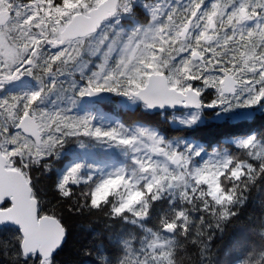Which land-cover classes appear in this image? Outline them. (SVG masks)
Listing matches in <instances>:
<instances>
[{"label":"snow or ice","instance_id":"obj_1","mask_svg":"<svg viewBox=\"0 0 264 264\" xmlns=\"http://www.w3.org/2000/svg\"><path fill=\"white\" fill-rule=\"evenodd\" d=\"M111 97L145 113L181 112L169 122L182 129L205 125L208 110L219 128L264 119V0H0L7 264H57L65 202L142 231L110 234L114 252L99 246L98 264H182L186 243L198 249L196 264H215L214 231L264 180V132H226L225 143L205 147L142 123L105 124L99 110L71 114ZM70 143L94 155L72 152L49 201L33 172L51 171ZM154 217L155 230L145 223ZM258 234L237 264H264V219Z\"/></svg>","mask_w":264,"mask_h":264},{"label":"trees","instance_id":"obj_2","mask_svg":"<svg viewBox=\"0 0 264 264\" xmlns=\"http://www.w3.org/2000/svg\"><path fill=\"white\" fill-rule=\"evenodd\" d=\"M208 113H210L208 111ZM158 116H150L139 110L130 112L124 110L122 122L125 125L142 123L153 127L166 135L169 139L175 137H185L204 144L205 147L219 146L225 143L226 132L235 134H248L251 132H264V119L253 120L245 127H237L235 124L227 121V127H216L218 123L212 115H207L205 125L193 128L182 129L161 122ZM164 121V120H162ZM70 145L76 146L74 143ZM231 147V145L225 144ZM211 150V148H209ZM69 157L54 159L51 161V171L40 175V170H34V176H40V183L47 193V200L56 199L53 191L54 181L58 175V170L65 164ZM248 199L246 203L239 208L238 217L233 218L232 222L225 223L221 230L214 231V237L211 242V259L215 264H237V260L242 257L245 249L258 247L261 239L258 234L260 222L264 219V180L257 182L246 193ZM69 205L65 202L58 206L57 215L67 229L66 241L59 250L56 257L57 264H98V247L103 246L104 252L113 254L114 248L108 240L112 233H118L121 229L135 231L138 236L143 235L139 228L130 224L117 223L109 221L105 216L90 215L86 211L80 213L70 211ZM146 226L157 228L155 217L145 222ZM111 225V226H109ZM243 241L241 247L238 242ZM91 253V254H89ZM182 264H196L199 260L198 249L190 243H186L179 252ZM7 256L0 255V264H7Z\"/></svg>","mask_w":264,"mask_h":264},{"label":"flooded vegetation","instance_id":"obj_3","mask_svg":"<svg viewBox=\"0 0 264 264\" xmlns=\"http://www.w3.org/2000/svg\"><path fill=\"white\" fill-rule=\"evenodd\" d=\"M97 110H99V112H101V113H106V114L111 115L115 121L119 120L120 122H122V115H123L124 110H129L130 112L131 111L135 112L136 110H139V111L145 113L142 109H137L136 107H134V108H131L129 106L125 107L124 104L122 103L121 98H118V97H111L108 100H103L101 103L100 102H93V101L89 103L86 101V102L82 103L80 108H77L74 111H81L84 114L86 111H88V112H91V114H95V113H97ZM74 111H73V113H74ZM171 113L161 114V115L160 114H149V113H146V114L150 115V116H158L161 119L160 120L161 122H166V121L168 122V118L171 115ZM208 115H211V113H208ZM162 118H164V119H162ZM213 119L215 120L214 117H213ZM162 120H164V121H162ZM230 122L235 124L237 127L242 128V127H245L248 124H250L251 119H247V120L243 119V120L238 121V122H233L232 120H230ZM215 147H217V146H215ZM76 148H77L76 146H73L70 144L66 145V147L62 153L63 154L62 156L63 157L68 156L69 159H71L72 156L70 154H72V152ZM59 159H61V157ZM63 166H64V164H63ZM63 166L58 170V172L63 168Z\"/></svg>","mask_w":264,"mask_h":264},{"label":"rangeland","instance_id":"obj_4","mask_svg":"<svg viewBox=\"0 0 264 264\" xmlns=\"http://www.w3.org/2000/svg\"><path fill=\"white\" fill-rule=\"evenodd\" d=\"M122 100V99H121ZM122 103L124 104V106H125V101L124 100H122ZM126 107V106H125ZM129 107H131V108H134V106H129ZM210 113H211V110H208ZM101 113V112H100ZM97 113H95V114H93V115H96ZM103 115H104V123L105 124H111V123H113V122H115V120L113 119V117L111 116V115H109V114H106V113H102ZM176 115V116H179V115H181V112H175V113H171V115ZM72 115H84V113L83 112H81V111H74V113H72ZM171 115L169 116V118H168V122L171 120ZM162 119H164V118H162ZM119 121V120H118ZM169 124L170 125H172L170 122H169ZM173 126V125H172ZM174 127H176V126H174ZM177 128H179V127H177ZM75 152H76V155L78 156V157H80V156H84L85 158H91V156L92 155H94L93 153H85V152H82L80 149H78V148H76L75 150H74ZM99 150L98 149H93V152H98ZM63 155V154H62ZM62 155L60 156L61 158H62ZM71 155V154H70ZM98 159L100 158V157H97ZM72 159V158H71ZM71 159H69V160H67L66 162H65V164H64V166H63V168L69 163V161L71 160ZM63 168L58 172V174L63 170Z\"/></svg>","mask_w":264,"mask_h":264},{"label":"water","instance_id":"obj_5","mask_svg":"<svg viewBox=\"0 0 264 264\" xmlns=\"http://www.w3.org/2000/svg\"><path fill=\"white\" fill-rule=\"evenodd\" d=\"M103 100H99V99H96V100H94L93 102H102ZM183 111V110H182ZM172 112V110H169V113H171ZM149 114H158V113H149ZM241 120H243L242 118L241 119H235V120H232L233 122H238V121H241ZM65 241H66V238H65ZM65 243V242H64Z\"/></svg>","mask_w":264,"mask_h":264}]
</instances>
